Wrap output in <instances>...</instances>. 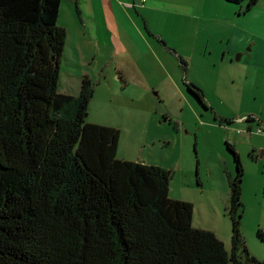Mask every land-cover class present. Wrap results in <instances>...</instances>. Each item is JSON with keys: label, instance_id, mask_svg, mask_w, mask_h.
Segmentation results:
<instances>
[{"label": "trees", "instance_id": "1", "mask_svg": "<svg viewBox=\"0 0 264 264\" xmlns=\"http://www.w3.org/2000/svg\"><path fill=\"white\" fill-rule=\"evenodd\" d=\"M225 1L249 11L260 0ZM61 9L62 0H0V264H264L241 232L245 171L235 145L226 144L235 163L226 169L229 253L194 227L191 202L170 196L172 170L119 159L121 130L87 122L93 79L82 78L79 94L59 89Z\"/></svg>", "mask_w": 264, "mask_h": 264}, {"label": "rangeland", "instance_id": "2", "mask_svg": "<svg viewBox=\"0 0 264 264\" xmlns=\"http://www.w3.org/2000/svg\"><path fill=\"white\" fill-rule=\"evenodd\" d=\"M109 1L118 23L114 37L120 39L116 43L121 66L119 56L110 60L106 54L110 45L99 33L103 26L86 17L87 35L73 5L62 0L58 23L67 29L68 38L59 89L79 94L82 78L91 75L95 93L87 122L121 130L119 159L172 170L170 196L191 202L194 227L213 231L229 253L232 223L226 169L234 170L235 163L226 144H234L245 171L242 236L250 255L264 261V240L258 235L264 231V0L249 11L247 2L220 0L217 5L211 0L206 8L221 20L200 27L189 23L185 12L172 13L168 5ZM97 37L104 71L91 70L78 51L87 61ZM181 57L190 66L181 63ZM189 83L203 90L210 109L189 90ZM248 116L250 121L239 118ZM239 253L245 257L243 248Z\"/></svg>", "mask_w": 264, "mask_h": 264}, {"label": "crops", "instance_id": "3", "mask_svg": "<svg viewBox=\"0 0 264 264\" xmlns=\"http://www.w3.org/2000/svg\"><path fill=\"white\" fill-rule=\"evenodd\" d=\"M117 1L120 3V0H117ZM186 1H188L190 4H183V3L178 4V3H175L174 0H167V2L166 1L160 2L158 0H147V3H149L148 4L149 6L168 5L170 7V11L172 13H177L179 11H183L188 16L189 23L194 24V25H198V27H200L202 23L205 24L209 20H213L212 22L221 20L220 15L212 14L207 10L206 4L209 3V1H211V0H186ZM212 1L216 2L217 5H220V2H218L220 0H212ZM69 2L71 5H73L75 15L79 19L81 24L83 25L82 27L84 28V31L87 32V35H90V33L88 32L89 31V28H88L89 25L87 24L86 17L87 18L92 17L93 22L98 21V25L103 26L101 31H99V33H100V35L105 36L106 44L110 45V48L107 47L108 51L106 52L107 55L112 56L109 59L113 60L117 56H119L120 55L119 54L120 49H119V47H117L116 40H120V39L114 37V35L116 34L115 27L118 23H116V20H115L114 14H113V8H114L113 4L110 5L111 3L109 0H101V1H98V0H69ZM125 2H129V1H125ZM125 8L129 9V6H127ZM77 10H80V17L81 18H79L78 14H77ZM88 14L90 16H87ZM95 18H96V20H95ZM94 32H95V30L92 32V34ZM94 40H95V43H92L94 45L92 52H94V53L92 54V56L89 59H87V61H85V59L82 58V53L78 49L79 55L81 58V62H82V60H84L85 64H88L90 66L91 70L94 69V70L100 71L101 68L103 67L102 71H104L105 70V64L101 61V60H103L100 57L101 51L98 50V46H97V43L100 41L99 37H97V39H94ZM209 43H210V40H207L205 43V46H209ZM104 48H105V46H104ZM167 50L170 53H171V51H173L171 48H168ZM174 53L178 54L176 52H174ZM109 59H106V60L108 61ZM188 61H187V67L190 66V63L188 65ZM117 64L120 65V56H119V62ZM120 69L122 70L123 75L125 76L123 69L121 67H120ZM137 70H138V68H137ZM142 71L145 73V70L143 68H142ZM86 76L90 77L91 75L86 74ZM125 78H126V76H125ZM137 78H139V76ZM239 118L241 121H245V119L247 117H243V118L239 117Z\"/></svg>", "mask_w": 264, "mask_h": 264}, {"label": "flooded vegetation", "instance_id": "4", "mask_svg": "<svg viewBox=\"0 0 264 264\" xmlns=\"http://www.w3.org/2000/svg\"><path fill=\"white\" fill-rule=\"evenodd\" d=\"M192 85H193V84H192ZM193 89H194L195 91H197L199 88H197V86L194 85V86H193Z\"/></svg>", "mask_w": 264, "mask_h": 264}, {"label": "built area", "instance_id": "5", "mask_svg": "<svg viewBox=\"0 0 264 264\" xmlns=\"http://www.w3.org/2000/svg\"><path fill=\"white\" fill-rule=\"evenodd\" d=\"M259 132H260V133H262V132H263V130H262V129H259Z\"/></svg>", "mask_w": 264, "mask_h": 264}, {"label": "water", "instance_id": "6", "mask_svg": "<svg viewBox=\"0 0 264 264\" xmlns=\"http://www.w3.org/2000/svg\"><path fill=\"white\" fill-rule=\"evenodd\" d=\"M86 117H88V114L86 115ZM264 154H261V156H263Z\"/></svg>", "mask_w": 264, "mask_h": 264}]
</instances>
